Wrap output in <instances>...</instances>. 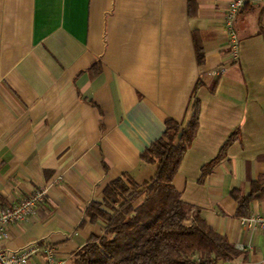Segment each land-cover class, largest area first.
<instances>
[{
    "label": "crops",
    "instance_id": "obj_1",
    "mask_svg": "<svg viewBox=\"0 0 264 264\" xmlns=\"http://www.w3.org/2000/svg\"><path fill=\"white\" fill-rule=\"evenodd\" d=\"M229 1L195 0L189 13L188 0H0V205L46 189L3 248L50 243L70 264L104 231L88 220L90 203L119 177L149 180L156 165L141 154L167 120L186 125L197 99L198 127L172 184L234 245L231 262L264 264V230L239 222L264 215V189L240 208L232 196L264 185V5L243 0L234 60ZM30 264H43L40 253Z\"/></svg>",
    "mask_w": 264,
    "mask_h": 264
},
{
    "label": "trees",
    "instance_id": "obj_2",
    "mask_svg": "<svg viewBox=\"0 0 264 264\" xmlns=\"http://www.w3.org/2000/svg\"><path fill=\"white\" fill-rule=\"evenodd\" d=\"M194 7L195 0H188L189 13ZM192 38L197 62L201 63L200 41L195 33ZM198 109L195 99L186 125L167 120L161 137L141 154L143 162L156 165L149 180L137 183L127 175L119 177L105 187L101 202L90 203L87 218L90 222L101 220L104 231L90 237L70 264H223L237 255L234 245L182 201L172 184L183 154L195 136ZM232 137L202 167L201 177L221 157ZM263 189L264 185L256 181L248 195L232 196L240 208Z\"/></svg>",
    "mask_w": 264,
    "mask_h": 264
},
{
    "label": "built area",
    "instance_id": "obj_3",
    "mask_svg": "<svg viewBox=\"0 0 264 264\" xmlns=\"http://www.w3.org/2000/svg\"><path fill=\"white\" fill-rule=\"evenodd\" d=\"M257 1L264 5V0ZM243 5V0H230L225 15V25L230 31L231 37L229 42L230 55L234 60L238 58V41L233 31V21ZM224 71L225 68L212 69L209 74L218 76ZM44 196H46V189L40 186L14 203L0 205V239L4 238L9 226L21 223L31 216L36 206L43 202ZM239 222L247 229L264 230V215L258 213L244 216L240 218ZM38 253L43 259V264H62V261L56 255V249L50 243H44L40 248L36 243H30L18 249V251H9L0 245V264H30L31 258ZM223 264L235 263L226 261Z\"/></svg>",
    "mask_w": 264,
    "mask_h": 264
}]
</instances>
